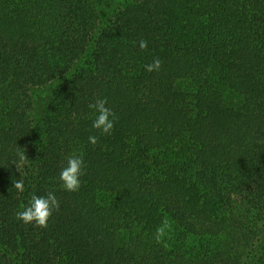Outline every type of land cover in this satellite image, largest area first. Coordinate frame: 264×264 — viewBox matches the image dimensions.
Instances as JSON below:
<instances>
[{
    "label": "trees",
    "instance_id": "trees-1",
    "mask_svg": "<svg viewBox=\"0 0 264 264\" xmlns=\"http://www.w3.org/2000/svg\"><path fill=\"white\" fill-rule=\"evenodd\" d=\"M0 264H264V0H0Z\"/></svg>",
    "mask_w": 264,
    "mask_h": 264
},
{
    "label": "clouds",
    "instance_id": "clouds-1",
    "mask_svg": "<svg viewBox=\"0 0 264 264\" xmlns=\"http://www.w3.org/2000/svg\"><path fill=\"white\" fill-rule=\"evenodd\" d=\"M147 41H139V49L145 50L147 48ZM161 68V61L155 58L150 64L145 66V71L152 73L158 72ZM106 99H97L94 103L89 104L90 109H94L97 113L96 118L92 124L93 129L100 131L102 134H111L115 123V114L106 107ZM96 136H89L88 142L91 145L97 143ZM20 161H27L25 151L22 149L19 155ZM83 156L82 154L73 153L67 158V165L64 167L59 175V180L64 190L68 192H77L81 186L80 177L83 175ZM13 188L17 192H24V181L22 179L16 180L13 183ZM21 211H18L15 218L24 224H34L39 228H47L48 221L54 211H58L60 202L55 196L54 192H48L46 196L31 195L27 206L19 205Z\"/></svg>",
    "mask_w": 264,
    "mask_h": 264
},
{
    "label": "rangeland",
    "instance_id": "rangeland-1",
    "mask_svg": "<svg viewBox=\"0 0 264 264\" xmlns=\"http://www.w3.org/2000/svg\"><path fill=\"white\" fill-rule=\"evenodd\" d=\"M57 83L50 84L44 89H40L38 94L40 96V101H44L47 97H49L56 89Z\"/></svg>",
    "mask_w": 264,
    "mask_h": 264
}]
</instances>
